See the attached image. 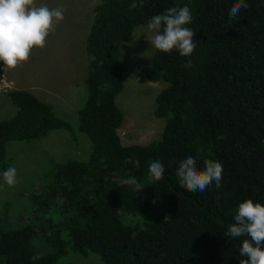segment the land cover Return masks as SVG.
Instances as JSON below:
<instances>
[{"label":"trees","instance_id":"trees-1","mask_svg":"<svg viewBox=\"0 0 264 264\" xmlns=\"http://www.w3.org/2000/svg\"><path fill=\"white\" fill-rule=\"evenodd\" d=\"M235 0H102L86 38L89 59L87 98L79 110L80 128L92 140L87 160L55 165L51 187L36 194L39 209L60 199L65 217L48 236L53 251L36 256L31 224L0 226V264H54L69 250L94 252L106 264H241L246 237L230 238L238 205L247 199L264 205V0L229 23ZM135 4L134 8L130 5ZM188 6L186 25L197 47L190 56L155 50L145 71L167 85L156 98L155 115L166 124L148 144L122 142L124 119L116 97L124 88V62L113 52L135 28L168 8ZM191 61V66H186ZM17 113L0 120V171L8 169L11 140H32L73 126L54 107L27 89L6 93ZM189 155L223 165L200 192L186 190L176 173ZM165 167L163 179L149 176L150 161ZM136 161L140 167L135 166ZM135 177L140 185L124 183ZM138 217L128 223L124 217Z\"/></svg>","mask_w":264,"mask_h":264},{"label":"rangeland","instance_id":"rangeland-1","mask_svg":"<svg viewBox=\"0 0 264 264\" xmlns=\"http://www.w3.org/2000/svg\"><path fill=\"white\" fill-rule=\"evenodd\" d=\"M102 0H36L49 8L66 9L65 19L51 33L43 49L34 48L27 62L8 69L14 88L27 89L51 104L56 113L66 119L74 131L56 129L46 136L32 140H11L7 145L9 166L17 169L19 183L8 186L0 171V226L17 229L31 224L36 233L31 245L36 256L53 251L48 236L65 214L60 199L50 207L39 209L36 194L51 187L55 165L69 159L87 160L92 152L90 136L80 128L79 110L87 98L86 77L89 59L86 38L94 20V6ZM147 24L137 26L130 39L117 44L114 54L124 62V88L117 95V105L124 112L119 129L122 142L148 144L161 138L166 120L155 115L156 98L167 85L164 81H150L145 74L152 64L155 49H151L146 35ZM122 50V51H121ZM2 63V62H1ZM17 106L8 95H0V120L13 117ZM128 223L138 217H124ZM54 264H106L94 252L69 250Z\"/></svg>","mask_w":264,"mask_h":264},{"label":"clouds","instance_id":"clouds-1","mask_svg":"<svg viewBox=\"0 0 264 264\" xmlns=\"http://www.w3.org/2000/svg\"><path fill=\"white\" fill-rule=\"evenodd\" d=\"M133 3L130 7L134 8ZM250 7L247 0H235L229 9V23L238 21L240 13ZM66 9L49 8L37 4L36 0H0V62L5 68L14 69L27 62L34 48L46 47L47 38L56 31V27L65 19ZM193 20L188 6L168 8L161 14L151 17L147 23L149 35H146L151 49L171 54L173 50L181 56H190L197 44L193 32L186 25ZM122 51V50H121ZM186 66H191L188 61ZM204 168L199 169L197 161L189 155L179 163L177 177L179 183L188 191L204 192L213 181L221 186L223 165L218 160L204 161ZM135 166L140 167L136 161ZM151 179H163L165 167L159 160L150 161L148 165ZM4 182L8 186L19 183L17 169L9 166L3 172ZM128 185H140L135 177L124 181ZM234 223L226 229L230 238L246 237L239 248V255L247 257L241 264H264V205L247 199L238 205Z\"/></svg>","mask_w":264,"mask_h":264},{"label":"built area","instance_id":"built-area-1","mask_svg":"<svg viewBox=\"0 0 264 264\" xmlns=\"http://www.w3.org/2000/svg\"><path fill=\"white\" fill-rule=\"evenodd\" d=\"M14 88V81L9 77L7 68L3 70V64L0 62V95L6 94Z\"/></svg>","mask_w":264,"mask_h":264},{"label":"crops","instance_id":"crops-1","mask_svg":"<svg viewBox=\"0 0 264 264\" xmlns=\"http://www.w3.org/2000/svg\"><path fill=\"white\" fill-rule=\"evenodd\" d=\"M22 89V88H21Z\"/></svg>","mask_w":264,"mask_h":264}]
</instances>
